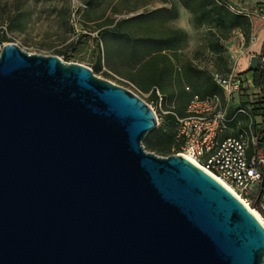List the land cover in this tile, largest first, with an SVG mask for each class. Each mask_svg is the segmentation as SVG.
Returning <instances> with one entry per match:
<instances>
[{"label":"water","instance_id":"water-1","mask_svg":"<svg viewBox=\"0 0 264 264\" xmlns=\"http://www.w3.org/2000/svg\"><path fill=\"white\" fill-rule=\"evenodd\" d=\"M157 125L88 67L2 46L0 264H264L247 207L184 157L144 149Z\"/></svg>","mask_w":264,"mask_h":264},{"label":"rangeland","instance_id":"rangeland-1","mask_svg":"<svg viewBox=\"0 0 264 264\" xmlns=\"http://www.w3.org/2000/svg\"><path fill=\"white\" fill-rule=\"evenodd\" d=\"M227 1L241 12L257 10L255 12L258 15L262 14L261 0H255V3L254 0ZM162 8L168 10H161ZM174 11L177 12L175 0H0V50L2 46L13 43L29 54L56 56L67 60L66 62L89 67L95 76L128 89L147 103L157 117V127L144 137L142 146L149 153L166 157L170 154L171 147L167 154L159 151L168 145L160 129L162 122L170 112L184 114V107L189 98L185 87L201 95L199 84L184 71L185 64L189 63L194 69L203 71L210 77L213 72L222 74L233 70L227 61L226 65L225 60L219 62L217 56L208 50L207 44L202 43V38L209 31L214 32V29L209 25L196 27L193 23L192 26L193 17L184 22L183 27L187 35L186 41L184 36L181 49L184 59L179 63L175 62L174 82L171 83L169 93L164 95L159 89L163 95L161 105L156 103L153 91L147 93L102 63L101 46L106 35L102 37L100 33L117 20L119 23L116 28L124 35L156 38L160 47L166 44L164 39L177 41L179 37L167 30L168 26L171 27L169 23L174 17ZM82 35H89L92 40L83 45L80 37ZM116 37L110 43L115 45L120 39L123 46L125 39ZM194 41L201 43L197 46L198 50L191 48ZM167 46L172 50V45ZM196 50L197 53L194 54ZM221 64L226 67L220 68ZM107 72L127 81L133 87L122 81H114ZM250 97L247 96L248 99Z\"/></svg>","mask_w":264,"mask_h":264},{"label":"built area","instance_id":"built-area-1","mask_svg":"<svg viewBox=\"0 0 264 264\" xmlns=\"http://www.w3.org/2000/svg\"><path fill=\"white\" fill-rule=\"evenodd\" d=\"M218 2L237 11L227 0ZM231 69L222 74L210 73L220 89L218 94L200 96L185 87L189 98L184 114L170 112L174 118V142L169 155L184 157L219 180L225 188H231L234 193L227 189L245 207L258 213L264 228V145L256 144L257 118L260 117L252 114L251 105L241 103L244 95L257 90L252 78ZM107 73L114 81L133 87L118 76ZM152 91L156 103L161 105L163 95L157 89ZM258 189V202L253 205Z\"/></svg>","mask_w":264,"mask_h":264},{"label":"crops","instance_id":"crops-1","mask_svg":"<svg viewBox=\"0 0 264 264\" xmlns=\"http://www.w3.org/2000/svg\"><path fill=\"white\" fill-rule=\"evenodd\" d=\"M260 2L263 4L260 6V12L262 14L258 15L255 12L257 10L249 12L245 10L246 12H244L251 21L249 39L245 40L241 31L236 29L232 32L231 37L222 43L225 50L223 56L228 62L229 67L234 68L238 74L250 78H252V74L247 73V71L251 56L259 57V68H263L264 70V58H260L262 44L264 42V0ZM253 3H255V0ZM191 18L192 15L177 3V17L171 20V23H169L171 27L168 26L167 30L174 35L180 31L183 32L186 41L187 35L183 25L185 21ZM191 23L193 26V22ZM116 25L117 20L106 27V29H102L104 32L100 33L102 37L106 35L103 38L105 45L102 41L100 42L103 44L101 46L102 63L112 72H115L122 78L124 77V79L132 81L147 93H151L153 89H157L159 92L161 90L164 95H167L170 91V86H172L171 83L174 82L173 69L175 68V62L179 63L184 59V55H181L182 44L184 42H181L179 37L177 41L175 39H169L168 41L164 39L163 41L166 44L158 47V39L152 37L126 36L117 30ZM115 36H117V39L121 37L125 39L123 46L119 41L120 39L117 40L115 45L110 43L114 41L113 38ZM96 44H98V41ZM198 44L200 45L201 43L194 41L191 48L196 49ZM167 45H172V50ZM197 50L194 54L197 53ZM123 69H126V71L124 72ZM259 90L264 93V79L263 87ZM254 92L251 91L249 93ZM248 100L247 96L243 97L241 99L242 105H246L243 104V101ZM257 121L260 123L261 119L257 118Z\"/></svg>","mask_w":264,"mask_h":264},{"label":"trees","instance_id":"trees-1","mask_svg":"<svg viewBox=\"0 0 264 264\" xmlns=\"http://www.w3.org/2000/svg\"><path fill=\"white\" fill-rule=\"evenodd\" d=\"M175 1L192 15L193 23L196 27L209 25L214 29V32L209 31V33H207V35L202 38V43L207 44L208 50L217 56L219 62H224L225 60L223 57L224 48L222 43L231 37L234 30H240L245 40L249 39V35L251 33V21L248 15L239 10H237L239 12L230 10L227 6L218 2L221 0ZM171 7L173 8L174 6L172 5ZM161 10L167 11L168 9L162 8ZM174 12L175 14L172 19H175L177 16V12ZM176 35L179 36V39L181 42H183L185 34L180 31L176 33ZM80 37L82 38L81 41L83 45L91 40L89 35H82ZM260 58H264V42L262 44ZM221 67L226 66L221 64L220 68ZM183 68L184 71H186V74L191 76V78H193L194 81L199 84L201 92L200 96L220 93V89L214 83L212 77L206 75L203 71L194 69L189 63H186ZM247 73L252 74V83L257 92L244 95V97L249 95L251 97L248 101H243V104L251 105L252 114L258 115L261 119L256 130V144L261 146L264 145V93H262V91L259 89H262L263 87L264 70L263 68H258L256 71H247ZM160 129L164 133V136L166 137L165 141L168 145L166 148H162L159 151L161 153L167 154L169 148L174 142V118L171 114H168L165 117ZM259 193L260 189H258L255 194L256 196L254 198L253 205H255V201L259 196Z\"/></svg>","mask_w":264,"mask_h":264},{"label":"bare ground","instance_id":"bare-ground-1","mask_svg":"<svg viewBox=\"0 0 264 264\" xmlns=\"http://www.w3.org/2000/svg\"><path fill=\"white\" fill-rule=\"evenodd\" d=\"M219 181V180H218ZM232 193H234L232 190H231V188H229L228 186H226ZM248 209H249V211L254 215V217L258 220V221H260V218H259V216H258V213L255 211V210H252V208H249V207H247Z\"/></svg>","mask_w":264,"mask_h":264}]
</instances>
